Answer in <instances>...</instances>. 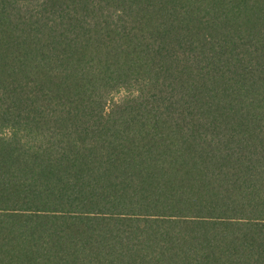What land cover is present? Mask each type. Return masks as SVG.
<instances>
[{"label":"trees","instance_id":"trees-1","mask_svg":"<svg viewBox=\"0 0 264 264\" xmlns=\"http://www.w3.org/2000/svg\"><path fill=\"white\" fill-rule=\"evenodd\" d=\"M0 264H264V0H0Z\"/></svg>","mask_w":264,"mask_h":264}]
</instances>
